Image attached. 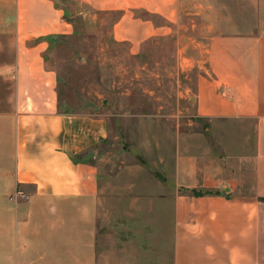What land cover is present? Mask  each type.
Returning a JSON list of instances; mask_svg holds the SVG:
<instances>
[{
    "label": "crops",
    "instance_id": "0c3cea01",
    "mask_svg": "<svg viewBox=\"0 0 264 264\" xmlns=\"http://www.w3.org/2000/svg\"><path fill=\"white\" fill-rule=\"evenodd\" d=\"M67 2L81 9L70 15ZM98 15L110 18V39L133 57L202 29L193 39L202 56L187 125L207 123L212 134L176 129L159 180L101 173L92 160L109 140L110 118L61 107L46 55L77 33L76 17ZM0 37L10 39L0 40V81L8 84L0 100V264H121L106 260L103 245L108 189L159 190L133 191L128 203L160 205L161 252L123 263L264 264V0H0ZM19 191L28 199L9 200Z\"/></svg>",
    "mask_w": 264,
    "mask_h": 264
},
{
    "label": "rangeland",
    "instance_id": "374dc122",
    "mask_svg": "<svg viewBox=\"0 0 264 264\" xmlns=\"http://www.w3.org/2000/svg\"><path fill=\"white\" fill-rule=\"evenodd\" d=\"M67 3L70 15L81 9L80 5ZM86 18L87 22H83L76 17L77 33L59 38L46 55L58 72L61 107L72 113L102 112L110 118L109 140L97 148L98 158L92 160L101 173H115L117 181L122 182L134 181L139 176L142 180H159L161 161L166 160L174 146L176 129H202L207 137L208 133L212 134V126L207 123L195 121L187 125L191 115L188 97L200 72L196 62L202 56V49L193 39L199 38L202 29L181 30L184 39L158 40L140 56L133 57L126 46L110 39V18L102 15ZM193 24L199 22L195 20ZM0 40L10 39L0 37ZM2 53L11 56V49L4 48ZM6 85L0 81V100L7 95ZM2 88L4 93H1ZM133 118L148 121L144 125L134 124ZM164 118L169 121L160 120ZM177 119L182 120L179 126ZM218 128L217 132H223L224 126ZM243 128L238 125V131ZM249 128L247 125L246 129ZM137 165L141 171L130 175L129 167ZM248 185L249 180L246 187ZM106 191L111 198L105 210L101 209L106 216L104 231L109 232L103 241L106 260L117 262L119 259L121 264H126L123 262L133 259L134 254L141 258L146 254L158 255L161 252L159 227L163 223L160 205L129 204L128 201L135 196L133 191L149 196L150 191L159 190ZM90 211L96 215L97 206H90ZM150 219L156 231L148 227ZM114 223H120L119 230H113Z\"/></svg>",
    "mask_w": 264,
    "mask_h": 264
},
{
    "label": "built area",
    "instance_id": "2783aa9c",
    "mask_svg": "<svg viewBox=\"0 0 264 264\" xmlns=\"http://www.w3.org/2000/svg\"><path fill=\"white\" fill-rule=\"evenodd\" d=\"M230 89H227V92H229ZM13 199H22V200H26L28 199V195L24 194L23 192H15L13 195L9 196V200H13Z\"/></svg>",
    "mask_w": 264,
    "mask_h": 264
},
{
    "label": "trees",
    "instance_id": "16d2710c",
    "mask_svg": "<svg viewBox=\"0 0 264 264\" xmlns=\"http://www.w3.org/2000/svg\"><path fill=\"white\" fill-rule=\"evenodd\" d=\"M204 193H208V194H209V193H211V192H209V191H206V192H204Z\"/></svg>",
    "mask_w": 264,
    "mask_h": 264
}]
</instances>
